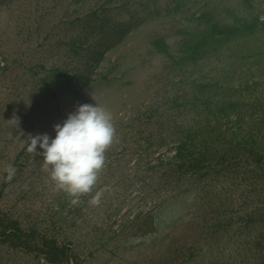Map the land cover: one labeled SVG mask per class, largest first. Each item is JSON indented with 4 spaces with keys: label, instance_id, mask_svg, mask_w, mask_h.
Wrapping results in <instances>:
<instances>
[{
    "label": "rangeland",
    "instance_id": "374dc122",
    "mask_svg": "<svg viewBox=\"0 0 264 264\" xmlns=\"http://www.w3.org/2000/svg\"><path fill=\"white\" fill-rule=\"evenodd\" d=\"M207 20L264 22V0H0V219L64 246L65 264H264V186L249 184L258 175L249 153L264 150V30L182 65L184 43L205 33ZM109 33L117 36L106 40ZM56 69L90 81L70 83ZM85 104L109 110L116 135L93 191L72 204L43 167L42 150L28 145L54 138ZM188 137L231 174L215 190L150 212L170 195L140 186L133 164L174 163ZM0 264L46 263L0 245Z\"/></svg>",
    "mask_w": 264,
    "mask_h": 264
},
{
    "label": "trees",
    "instance_id": "16d2710c",
    "mask_svg": "<svg viewBox=\"0 0 264 264\" xmlns=\"http://www.w3.org/2000/svg\"><path fill=\"white\" fill-rule=\"evenodd\" d=\"M208 29L206 32L199 34L200 37L194 43H184L183 55L180 58L182 65L186 66L189 64H196L208 52V47L217 46L225 42L234 41L237 39L251 38L255 35L259 29L264 30V22L261 23H244L239 26H219L216 23H211L207 20ZM114 34V33H113ZM109 33V37L115 38L117 35ZM105 40V38H104ZM155 48L160 52L165 54L169 59L174 60L173 55L168 51L167 45L162 40H156L154 42ZM55 73L57 76L64 78L70 83H74L76 80L88 82L90 79L82 75H68L63 73L61 70L56 69ZM42 89L50 95L53 99L56 98L55 93L49 87L46 79L41 81ZM208 85H201V88H206ZM228 104H233V106H228L229 109L234 114L237 105L233 102ZM223 111H221V109ZM227 110L224 106L219 105L218 111L221 114H226ZM230 114V115H231ZM228 115L227 117H229ZM259 116V115H258ZM264 123V111L260 113L259 116ZM242 119L239 120V122ZM209 141L202 140L200 148L204 149L207 147ZM153 149H160L161 147L157 145L151 146ZM193 141L188 137L178 148L175 156L171 158L174 163L164 162L163 160H153L147 165H142V160L135 161L134 168L136 172H143L140 179H136L140 186H145L151 189V193H158L161 191L170 196L166 197L161 203L153 201L152 209L153 211H160L164 208L171 207L173 205L181 204V196L190 193L191 191H205L215 190V185L218 184L222 179H227L228 175L231 174V170L226 166L223 167L219 165H213L209 159H205V153L197 151ZM255 150V149H254ZM250 157L254 158L255 166L257 170L255 171L257 178L249 183L250 186H264V150L261 148V152L258 153L251 150ZM121 157H123L121 155ZM119 161L123 159H118ZM207 161V163H206ZM224 162L225 160H221ZM114 165H116L117 160H115ZM111 163V164H112ZM205 163V164H204ZM143 167V171H142ZM232 183L228 184L231 185ZM237 189V184H232ZM172 194V195H171ZM172 198V200H171ZM185 202V201H184ZM207 203L209 201L207 200ZM136 219V218H135ZM163 219L158 218L160 223ZM32 231H26L21 228L16 222L7 219L5 223L0 219V245H6L14 250L27 251L34 256L35 259L41 260L46 264H65L68 261V250L64 246H60L54 240H47L45 237L36 236L32 234Z\"/></svg>",
    "mask_w": 264,
    "mask_h": 264
},
{
    "label": "clouds",
    "instance_id": "9594fccd",
    "mask_svg": "<svg viewBox=\"0 0 264 264\" xmlns=\"http://www.w3.org/2000/svg\"><path fill=\"white\" fill-rule=\"evenodd\" d=\"M55 133L54 138L46 133L31 137L28 151L38 154L39 146L43 167L57 189L67 193L72 204H77L81 196L93 191L105 166V153L116 135L113 116L97 104L81 105L55 126ZM7 172L11 179L15 169L9 166ZM102 194L97 192L91 203L99 205Z\"/></svg>",
    "mask_w": 264,
    "mask_h": 264
}]
</instances>
